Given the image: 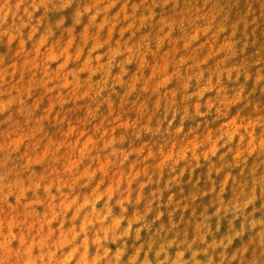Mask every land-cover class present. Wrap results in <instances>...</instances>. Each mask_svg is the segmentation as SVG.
I'll return each instance as SVG.
<instances>
[{"label":"rangeland","instance_id":"374dc122","mask_svg":"<svg viewBox=\"0 0 264 264\" xmlns=\"http://www.w3.org/2000/svg\"><path fill=\"white\" fill-rule=\"evenodd\" d=\"M0 264H264V0H0Z\"/></svg>","mask_w":264,"mask_h":264}]
</instances>
